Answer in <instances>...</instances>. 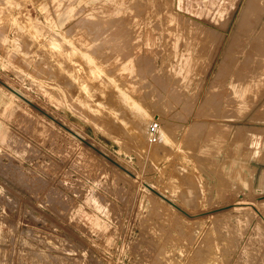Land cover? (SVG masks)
Returning a JSON list of instances; mask_svg holds the SVG:
<instances>
[{"label": "rangeland", "instance_id": "374dc122", "mask_svg": "<svg viewBox=\"0 0 264 264\" xmlns=\"http://www.w3.org/2000/svg\"><path fill=\"white\" fill-rule=\"evenodd\" d=\"M258 1L0 0V264H264Z\"/></svg>", "mask_w": 264, "mask_h": 264}, {"label": "bare ground", "instance_id": "6f19581e", "mask_svg": "<svg viewBox=\"0 0 264 264\" xmlns=\"http://www.w3.org/2000/svg\"><path fill=\"white\" fill-rule=\"evenodd\" d=\"M255 1V0H254ZM259 2V6L261 7L262 5H264V0H260V1H258ZM246 10V9H245ZM244 11V10H243ZM245 13H247L246 11H244ZM244 15V14H243ZM242 15V16H243ZM259 15V14H258ZM261 15V14H260ZM263 15V14H262ZM261 15V16H262ZM244 18V17H243ZM258 20H260V18L258 19ZM257 23V22H256ZM255 23V24H256ZM96 24V23H95ZM260 24V23H259ZM93 25V24H92ZM91 24H90V26H92ZM98 25V24H97ZM102 25V24H101ZM104 25V24H103ZM256 25H258V24H256ZM108 26V25H107ZM88 27V26H87ZM252 28H253V26H251ZM93 28V27H92ZM253 31V30H252ZM91 32V31H90ZM99 32V31H98ZM101 32V31H100ZM99 32V33H100ZM1 33V32H0ZM264 33V32H263ZM98 34V33H97ZM99 35V34H98ZM251 35V34H250ZM259 35H260V33H259ZM259 35H258V37L257 38H259ZM261 36V35H260ZM55 37H57V36H55ZM261 37H263V36H261ZM56 39V38H55ZM57 39H59V38H57ZM59 41H61V40H59ZM65 47V46H64ZM19 61V60H18ZM38 70V69H37ZM247 70V69H246ZM44 72H46V70L44 71ZM139 72V71H138ZM52 74V73H51ZM58 76V75H57ZM222 79V78H221ZM152 80V79H151ZM4 84V83H3ZM112 91H114V90H112ZM116 93V92H115ZM103 97H104V95H102ZM101 96V97H102ZM111 97H112V94L110 95ZM103 100H104V98H103ZM107 100V99H106ZM110 100H112V99H110ZM108 101H109V99H108ZM107 104H108V102H107ZM110 104V103H109ZM114 107V106H113ZM118 108V107H117ZM149 108V107H148ZM120 109V108H119ZM104 114H105V112H104ZM107 115V114H106ZM122 116V115H121ZM93 117V116H92ZM123 117V116H122ZM180 117V116H179ZM104 120V119H103ZM105 120H107V119H105ZM132 120V119H131ZM107 122V121H106ZM131 122V121H130ZM135 124V127H138V129H139V131H141L142 132V134H143V139H144V141L142 140V138H141V140L143 141V142H145L147 145H154V144H159L158 143V141H157V139H156V143H153L152 141H150L149 139V137H150V134H149V130H147V128L142 124V123H140L139 121H138V118H136V119H134V122H132V124ZM114 125V124H113ZM172 125V124H171ZM203 125H205V124H203ZM112 127V126H111ZM134 126H132V128H133ZM166 127H168V126H166ZM173 127V126H172ZM202 127L200 126V124L199 125H196L193 129H194V131H199L200 129H201ZM118 129V128H117ZM107 131H109L110 132V130H107ZM113 132V131H112ZM260 132H262V131H260ZM173 133V132H172ZM257 133H259V132H257ZM193 134H194V132H193ZM263 134V133H262ZM137 136H138V134H137ZM133 137V136H132ZM171 137V136H170ZM135 139H136V137H134ZM259 139H260V136H259ZM137 140V139H136ZM141 141V142H142ZM261 141V140H260ZM145 143H144V145H145ZM260 143V142H259ZM143 143H141V145H142ZM255 145H256V143H254ZM257 144H258V142H257ZM162 145V144H161ZM163 147V146H162ZM260 147V146H259ZM258 147H256V149H257ZM255 149V148H254ZM166 151V150H165ZM152 152V151H151ZM258 152V151H257ZM240 193V192H239ZM240 197V194H238V196H237V199ZM244 197V196H243ZM236 198V197H235ZM242 199V198H241ZM233 201V200H232ZM238 201H243V200H238ZM234 204H236V203H234ZM187 209V208H186ZM223 210H224V208L223 209H220V210H217L216 212H214L215 214L216 213H220L221 211L223 212ZM226 210V209H225ZM224 210V211H225ZM198 211V210H197ZM187 219V218H186ZM192 219V218H191ZM184 220V219H183ZM190 220V219H189ZM198 220H200V219H198ZM182 221V220H181ZM200 222V221H199ZM262 222H264V221H262ZM185 223V222H184ZM192 224V223H191ZM195 224V223H194ZM188 225V224H187ZM190 225V224H189ZM194 226V225H193ZM214 233H215V231H213ZM184 235V234H183ZM191 237V236H190ZM201 241V240H200ZM191 243V242H190ZM199 243V242H198ZM214 245H215V243H214ZM216 248V247H215ZM208 249H210V248H208ZM214 255V254H213ZM200 257V256H199Z\"/></svg>", "mask_w": 264, "mask_h": 264}, {"label": "built area", "instance_id": "2783aa9c", "mask_svg": "<svg viewBox=\"0 0 264 264\" xmlns=\"http://www.w3.org/2000/svg\"><path fill=\"white\" fill-rule=\"evenodd\" d=\"M149 134H150V141L155 142L157 139V135L159 133V122L154 119L148 126Z\"/></svg>", "mask_w": 264, "mask_h": 264}, {"label": "crops", "instance_id": "0c3cea01", "mask_svg": "<svg viewBox=\"0 0 264 264\" xmlns=\"http://www.w3.org/2000/svg\"><path fill=\"white\" fill-rule=\"evenodd\" d=\"M250 181H251V179H250ZM250 181H249V182H250Z\"/></svg>", "mask_w": 264, "mask_h": 264}]
</instances>
